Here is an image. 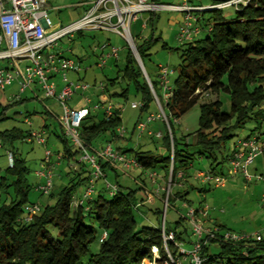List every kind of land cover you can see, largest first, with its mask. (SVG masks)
I'll use <instances>...</instances> for the list:
<instances>
[{
  "label": "trees",
  "instance_id": "trees-1",
  "mask_svg": "<svg viewBox=\"0 0 264 264\" xmlns=\"http://www.w3.org/2000/svg\"><path fill=\"white\" fill-rule=\"evenodd\" d=\"M220 1L223 0H212L211 4ZM207 11L212 12L211 23L206 27L210 31H204L203 37L180 43L184 46L179 56L180 71L169 84L172 88L169 98L163 100L158 95L157 90L161 89L159 80L152 81L146 74L168 125L159 138L154 137L153 133L147 136L157 139L164 153L144 151L140 149L141 146L129 150L133 160L143 171L160 169L162 178L166 180L170 171V188L180 183L181 187L185 186L189 176L186 170L197 157L207 160V170L212 174H223L222 171L216 172V167L228 162L233 144L238 139L236 133L247 124L251 123L253 128L246 137L256 131L258 136L264 135V0H250L240 10H233L234 16L230 19L225 18L221 10ZM152 15L154 14L148 16L147 22L152 21ZM197 25L202 30L206 29L199 25V18ZM75 34L81 36L82 33L80 31ZM134 43L142 62L156 40L149 37ZM161 47L165 49L166 46L162 44ZM111 60L115 65L117 59ZM121 83H125L126 88H121L118 92L109 91V87ZM149 84L128 49L123 67L114 78L106 80L102 93L107 100H126L128 87H131L140 100V114L149 111L154 102ZM219 93L228 96V112L221 110L222 104L218 99L202 102L199 104L197 130L183 136L174 135L173 121L190 110L202 95L207 97L209 94ZM20 99L12 100L5 106L0 104V122L9 118L5 113L8 107L25 101ZM119 114L120 109L113 107L109 116L104 113L101 117L91 115L88 110L78 127L79 137L84 145L90 148L92 141L104 133L117 138L115 130L121 126ZM55 129L53 134L62 146L59 160L73 164L79 157V150L64 135L59 123ZM30 131L33 130L24 132L13 127L0 132V139L11 146L15 141H28ZM233 138L232 146L227 151L226 145ZM9 152L13 161L5 169V176L0 177V197L7 194L6 188L12 190L9 201L6 197L3 201L0 198V264H81L84 258H87L86 264H142L144 260L152 259V246L157 248L160 257L156 264H162L167 259L158 229L160 225L136 227L133 206L136 202L143 201L142 194L139 197L136 195L137 189L131 190L116 184V193L109 197L98 193L80 204H74V199L81 198L75 197L76 187L87 185L89 180L90 170L86 171L84 164L72 171L73 175L66 186L59 187L55 192L51 189L47 194L49 202L39 205L40 212L26 222L22 207L32 203L28 194L31 189L36 190L41 181L30 189L26 180L28 169L25 160L17 153ZM114 152L125 153L119 148ZM96 161L103 173L104 170L112 169L107 163H102L101 159L97 158ZM179 172L182 173V179L177 178ZM181 187L176 186L178 189L174 193L170 191L168 204L173 200L185 199L186 191L181 190ZM139 190L144 191L143 187ZM150 205L151 203L144 204L141 208H147L158 219L160 208H151ZM85 217H89L94 225L86 224ZM181 219L183 218H178L173 223L174 226L166 227L164 224L165 230L174 234L175 241L183 240L185 229L177 230ZM215 227L224 230L221 225ZM47 228L54 230V236ZM103 232L106 237L100 242ZM96 235H99L97 239ZM95 240L98 248L91 254L89 245ZM211 243L218 245L216 254L208 252V245ZM167 249L172 256L175 255L172 243H167ZM200 257L203 259L202 264H264V236L260 240L242 239L234 243L210 239L201 248Z\"/></svg>",
  "mask_w": 264,
  "mask_h": 264
},
{
  "label": "rangeland",
  "instance_id": "rangeland-1",
  "mask_svg": "<svg viewBox=\"0 0 264 264\" xmlns=\"http://www.w3.org/2000/svg\"><path fill=\"white\" fill-rule=\"evenodd\" d=\"M181 1L182 0H159L161 3L164 2L168 4H177ZM76 2H78V0H49L50 4L47 8V16L51 23H59L63 26L78 19L82 12L81 8H73L72 5ZM201 3L209 5L212 2L211 0H201ZM54 7H58L60 11L56 13V8ZM220 12L227 19L233 18L234 16V11L232 9H224ZM178 14L176 12L166 11L157 12L152 15V21L146 22L144 27L143 24L149 14H143L139 17L137 23H132L130 26L131 36L136 43H139L140 40L149 37L156 40V43L151 44L149 50L147 51V55L143 57V61H140L145 73L152 81H158L159 79L158 66L166 67L168 71L172 72L168 76L169 84L172 83L178 71H180L179 56L184 46L177 41V33L180 22L172 21ZM196 15L199 18L200 26L206 28L208 27L207 24L209 25L211 23L212 12L205 11L203 13H196ZM81 33V36L74 34L75 38H69L67 35L61 38L54 47L45 48V52H62V56L64 58L78 62L80 66L81 70L78 73L72 71H69V73L67 72V80L79 81L80 83L87 85V89L85 91L75 92L66 104L70 109H77L81 106H86L90 109V114L96 117H101L104 114V109L99 108L98 110H92L93 104L98 103L101 100L106 101L104 106L115 104L119 106L121 127L124 128L123 138H112L109 133L101 134L92 141L87 152L89 154H93V149L98 150L109 145L113 151L116 148H121L128 156H131L132 154L129 150L134 149L138 143L141 145V150L156 154L164 153V149L160 146L159 141H157V139H151L150 136H147V129H145L142 134H139L138 130L135 129L137 121L140 120L145 122L146 118L151 116L153 120L149 122L150 124H146V128L150 129L153 133L164 132L165 127L168 125L156 117L157 114H159V108L155 101L150 106L149 111L139 114L138 108H130L131 103H140L138 96L133 93L131 87H128V97L126 100L119 98L105 100L104 93L102 97L96 95L97 90L99 92V89L97 88L99 84L103 85L106 83L107 79L114 78L117 71L123 67L124 56L126 51L129 49L126 42L119 36L106 31L85 30L81 31ZM136 33L139 34V38L134 37V34ZM204 34V32L201 33L199 37H203ZM103 43H109L110 45L118 47L119 53L115 65L113 64V61L110 60L103 68H98L96 63L98 62V54L100 53L99 45ZM162 44H165V49L161 47ZM0 67H4V63L0 62ZM121 88H126L125 83L109 87V91L118 92ZM16 90L17 86L14 81L12 85L7 87L5 90H0L1 106L8 105L12 101L11 96L17 94ZM157 92L158 95L162 97L163 91L158 89ZM31 95L32 93L29 92V90L25 91L21 97H26L27 100H25L22 104L8 107L5 113L9 118L0 122V132L13 127L24 132H27L28 130L36 131L41 124L42 119L47 122V125H58L57 117L54 118L51 117V115L44 113V109H49L50 104L54 99L45 98L41 91L36 92V98H32ZM86 99H89L91 104L86 103ZM215 99H218L221 102V110L228 112L229 99L226 94H209L207 97L202 95L190 110H188L178 120L173 121L174 135L183 136L197 130L199 104ZM57 115H60V110L57 112ZM24 119H27L30 122V126L23 123ZM252 128L253 126L251 123L247 124L243 130L236 133L237 137H246ZM256 132H252V135H255ZM235 138H233L226 145L227 151L231 148ZM45 140L46 142L44 145H38L35 141H15L10 146L9 144H4L0 139V177L3 175L5 176L6 174L4 171L8 167L7 153L9 151H13L17 153L20 158L25 160V166L28 169L26 180L31 189L41 181L38 173L45 171L46 163L44 160V151L49 150L51 153L50 164L54 165L51 176V189L55 192L59 189V187L66 186L70 177H72L73 172L72 169L68 167L65 160L58 159L62 152V146L53 134L45 136ZM59 164L62 166L58 169L57 166ZM120 164L121 163L118 165ZM226 165L227 163L225 162L224 164L217 166L216 172L222 171L224 173L227 169ZM253 165H257L258 173H254L252 166H249L247 170L249 175L254 178V175H258L262 172V167L258 161L254 162ZM64 166L67 167V169H65ZM119 168L121 169L122 167L119 166ZM84 169H86V171L91 170L89 165L85 163ZM68 170L71 172L69 173ZM193 170H207V160L202 157L195 158L186 172L191 173ZM104 171L105 177L96 180L94 184L93 196L96 195L98 189L97 194L101 193L103 196L109 197V194L105 191L103 185L106 182L115 185L119 184L121 187L129 188L131 190L137 189L136 195L138 197L139 194L143 195L144 192H140L139 190V188H141L139 183L141 182H144V185H146L145 189L147 191L153 190V186L150 184L145 172L143 171L139 175H137L138 172L132 175V173L125 170L127 172L126 176L122 174L115 175L113 169H107ZM58 175H61V179H59ZM239 177L240 176H236L231 179H238ZM163 184L165 186L166 179H163ZM251 184L256 186L255 191L253 190L254 185ZM185 185L187 186L185 199L171 201L165 207V210L163 204L161 203L158 206L161 211V214L158 215V219L156 215L151 214L147 208H139V210L133 209L136 227L139 228L144 225L146 227H157L158 225H161L162 222L166 227L174 226L173 223L178 218H185L188 208L196 209L202 205H207L210 208L208 211L209 217L221 224L224 231H228L236 235L242 234L241 232H246V234L258 233L261 236H264V201L262 200V194H260V190H264V188L261 182L255 179H253L252 182H244V180H242L235 186V184L232 183V180L228 179L225 186L215 188L213 185L202 184L200 181L194 179L193 175H191L187 178ZM86 187L87 185L84 184L76 187L75 197L81 196ZM177 189L176 187H172L171 192L174 193ZM199 189L202 191L200 192ZM252 191L254 192L252 193ZM6 193L7 194L1 195L0 198L2 201L5 197L6 200L9 201V197L12 196L11 188H6ZM28 199L30 202L37 203L38 205H43L49 202V198L46 194H42L34 188L30 190ZM202 220L203 221L200 223L202 227H205V223L208 219L203 218ZM84 222L88 225H94L89 217H85ZM47 229L54 236V230L50 228ZM183 229H185V232L182 235L183 240L178 242L180 243L181 248L185 251H190L192 248L191 242L195 241V237L191 234V225L185 219L180 220V224L177 228V230L180 231ZM97 237H99V235H96V239ZM97 248L98 244L97 240H95L89 245V253H95ZM217 249V243H211L208 245L209 254H216L218 252ZM86 263L87 258L82 259L81 264ZM142 264H148V262H143Z\"/></svg>",
  "mask_w": 264,
  "mask_h": 264
},
{
  "label": "built area",
  "instance_id": "built-area-1",
  "mask_svg": "<svg viewBox=\"0 0 264 264\" xmlns=\"http://www.w3.org/2000/svg\"><path fill=\"white\" fill-rule=\"evenodd\" d=\"M193 1L201 0H182L177 4L161 3L154 0H81L78 5L83 7V11L78 19L63 26H53L47 16L48 0H0V62L4 63V67H0V90H5L14 81L17 86V94L11 97L13 101L19 100L21 94L25 91L38 87L45 98H53L57 102L60 109L57 121L64 135L80 152L78 160L70 166L72 171H76L84 163L91 168L87 187L80 199H74V204H80L82 201L90 199L96 180L105 177L96 161L97 158L110 162H119L123 169H129L131 166H137V164L135 161L127 160L124 155L114 152L109 145L96 151L95 154L87 152L89 148L81 141L78 127L82 119L86 117L85 115L88 114V108L70 109L66 104L75 92L87 89V85L79 81L67 80V72L78 73L81 70L80 66L78 62L64 58L62 52H45V48L54 47L61 38L67 35L72 38L75 33L80 31L93 30L113 33L126 42L129 50L140 64L142 74L149 84L135 49L136 44L130 33L131 23L139 20V17L143 14H149L150 16V14L160 11L179 13L182 18L178 28L177 41L178 43H183L193 41V38L198 36L202 30L197 25L198 17L196 13L224 9L238 11L250 2V0H223L203 6L194 5L192 4ZM205 31L209 32L210 28H206ZM99 50L98 62L96 63L98 68H103L110 59L118 58L119 48L109 43L99 45ZM158 68L159 86L163 91L162 98L166 100L172 93V88L168 81V76L172 72L168 71L166 67L158 66ZM55 76H58L62 83L58 91L52 80V77ZM103 87L104 85L100 84L97 88L103 89ZM149 87L159 108V114L156 117L167 124L158 99L151 89V85ZM101 107L104 109L105 115L109 116L111 114V105H103ZM139 107L140 103L130 104L132 109ZM152 120L151 116L147 117L145 122H138L135 129L138 130L139 134L142 133L146 128V124ZM24 123L30 125L27 119H24ZM115 134L123 138L124 128L121 126L116 128ZM148 134L152 133L149 132ZM153 136L159 138L161 133H153ZM27 140L35 141L38 145H44L46 142L44 131H30ZM263 153L264 135L238 138L233 144V150L226 165L227 169L223 174H212L209 170H198L194 172L193 178L202 184L213 185L216 188L225 186L228 179L240 176L244 182H251L255 179L261 182L264 187V170L258 175H254V178L249 175L247 170L255 159ZM44 155L46 168L45 171L38 173L41 182L37 185L36 190L47 195L52 188L51 176L54 165L50 164V151L45 150ZM7 159L8 166H11L13 160L10 152L7 153ZM146 175L149 182L155 184L158 178L157 173L148 170ZM177 178H183L181 172L177 173ZM103 185L109 195L115 194L118 189L117 185L108 182ZM174 185L181 187V183ZM170 187L169 171L165 186L161 190L158 188L153 191L144 189L143 201L136 202L133 209L139 210L142 205L152 203L160 190L164 194L161 197V202L165 210L168 205ZM262 200L264 201V192L262 193ZM209 209L207 205H202L196 209L188 208L185 218H183L191 225V234L195 237V241L191 242L192 248L190 251H185L181 248L180 243L174 240V234L165 230L163 222L158 226L162 247L167 258L162 261V264H202L203 259L200 257V251L210 239L231 243L242 241V239L260 240L261 235L258 233L236 235L228 231L219 230L215 226L211 228L202 227L200 222L207 217ZM22 210L25 214V221L29 222L32 217L40 212V206L32 202L25 204ZM105 237L106 233L103 232L99 241H103ZM167 243H172L174 246L176 251L174 256L169 253ZM151 253L152 259L150 261L147 260V262L148 264H156L160 257L155 246L151 247Z\"/></svg>",
  "mask_w": 264,
  "mask_h": 264
},
{
  "label": "crops",
  "instance_id": "crops-1",
  "mask_svg": "<svg viewBox=\"0 0 264 264\" xmlns=\"http://www.w3.org/2000/svg\"><path fill=\"white\" fill-rule=\"evenodd\" d=\"M81 0H78V2H76L75 4H73L72 6H73V8H81V12L83 11V7L82 6H79L78 5V3L80 2ZM211 2H212V0H211ZM49 0H48V7H49ZM192 4H194V5H203V6H206V4H202L201 3V1H193L192 2ZM54 8H56L55 9V11H56V13H58L60 10H59V8L58 7H54ZM148 18V17H147ZM146 18V19H147ZM181 18H182V15H180V14H178L177 15V17L174 19V20H172V21H175V22H180L181 21ZM146 19H145V21H146ZM138 21V20H137ZM137 21H135V22H133V24L134 23H137ZM147 22V21H146ZM145 22V23H146ZM132 24V23H131ZM57 25H60L59 23H56V24H53V26H57ZM146 24H143V27L145 26ZM131 26V25H130ZM205 30H201V32H200V34L201 33H203ZM200 34L198 35V36H196V37H194L193 39H197V38H199V36H200ZM75 36V35H74ZM73 36V37H74ZM72 37V38H73ZM134 37H139V34L138 33H136V34H134ZM75 38V37H74ZM111 60V59H110ZM109 60V61H110ZM108 62V61H107ZM52 80L54 81V83H55V85H56V90L58 91L59 89H60V87L62 86V83H61V81H60V78L58 77V76H55V77H53L52 78ZM103 85H105V84H103ZM99 89V88H98ZM3 91V90H2ZM102 91H103V89H99V92H98V90H97V92H96V95L97 96H100V97H102V95H103V93H102ZM29 92H31L32 93V98H36L37 96H36V92H40V90H39V88L38 87H33L31 90H29ZM111 92V91H110ZM25 93V92H24ZM15 95V94H14ZM22 95V94H21ZM13 96V95H12ZM11 96V97H12ZM104 99L106 100L107 98H106V96L104 95ZM20 100H27V98L25 97V98H22L21 97V99ZM86 103H88V104H91V101L89 100V99H86V101H85ZM106 101H103V100H101L100 102H98V103H95V104H93V106H92V110H98L99 108H102L101 106H103L104 105V103H105ZM99 105V107H97ZM113 108H118L119 106H117V105H111ZM58 104H57V102L55 101V99L53 100V102L50 104V108L49 109H44V113L45 114H47V115H51V117H57L58 115H57V112L60 110V109H58ZM83 107H86V106H81L80 108H83ZM86 108H88V107H86ZM77 109H79V108H77ZM88 110L90 111V109L88 108ZM91 112V111H90ZM140 121V120H139ZM150 124V123H149ZM148 124V125H149ZM147 129V134H148V132H151V133H153L152 131H150V129H148V128H146ZM40 130H42V131H44L47 135H51V134H53V132L55 131L56 132V129H55V126L53 125V124H48L47 125V122L44 120V119H42V122H41V124L39 125V127L37 128V130L36 131H40ZM157 131H159V130H157ZM156 131V132H157ZM45 134V136H47ZM54 135V134H53ZM255 135H259L257 132H256V134ZM137 146H141L140 144H136V147ZM120 150H121V152L123 151L121 148H119ZM98 150H100V149H98ZM98 150H94L93 149V151L95 152V151H98ZM122 155H124V157L127 159V160H130V161H134L133 160V157L132 156H128L126 153H123ZM256 161H258V163L259 164H261V171H263L264 170V153L262 154V155H260V156H258L256 159H255V161L254 162H256ZM73 162V161H72ZM102 163H107L108 164V166H110L114 171H115V174H122V175H124V176H126V171H129V173H132V175L133 174H136V172H138L137 173V175H139L140 173H142V169H140L138 166H131L129 169H120L119 168V166L120 167H122V165L120 164V165H118L119 164V162H110V161H106V160H102L101 161ZM254 162H253V164H254ZM71 164L72 163H67V165H68V167L70 168V166H71ZM251 165L252 166V169H253V171H254V173H258V171H257V165ZM62 165L61 164H59L57 167H58V169L61 167ZM65 167V166H64ZM64 167H63V169H64ZM62 169V170H63ZM65 169H67V167H65ZM117 170V171H116ZM126 170V171H125ZM69 171V170H68ZM148 171V170H147ZM147 171H143V172H145V174H146V172ZM195 171H198V170H193L191 173H188V177H190L191 175H193L194 174V172ZM260 171V172H261ZM118 172V173H117ZM156 173H157V175H158V178L156 179V181H155V184H151L152 186H153V190H155L156 188H158V189H160L161 190V188L164 186V184H163V178H162V172H161V170L159 169H156V171H155ZM104 175H105V173H104ZM59 176V179H61V175H58ZM147 176V175H146ZM230 180H232V183L233 184H235V186H236V184H238V182L239 181H242L243 179H242V177H239L238 179H230ZM234 181V182H233ZM252 182V181H251ZM140 184V186L141 187H143V189H145V186L146 185H144V182L142 183H139ZM226 185V184H225ZM251 185H254V184H251ZM176 187V186H175ZM186 188H187V186L185 185H183L182 187H181V190H185L186 191ZM255 188H256V186L254 185V188H253V190L255 191ZM264 188V187H263ZM152 190V191H153ZM159 190V194H158V196L156 197V198H154V200H153V202L151 203V205H150V207L152 208H155V207H158L162 202H161V197L163 196L162 195V192ZM254 191H252V193L254 192ZM261 192H260V194H262L263 192H264V190H260ZM97 192H98V189H97ZM97 192H96V194H97ZM141 209H143V208H141ZM183 218V217H182ZM208 220H207V222L205 223V227L206 228H211V227H214V226H216V225H221V224H219V223H217L216 222V220H214L213 218H210L209 217V215H207V217H206ZM203 221V220H202ZM241 233H246V232H241ZM144 262H147V260H145Z\"/></svg>",
  "mask_w": 264,
  "mask_h": 264
},
{
  "label": "water",
  "instance_id": "water-1",
  "mask_svg": "<svg viewBox=\"0 0 264 264\" xmlns=\"http://www.w3.org/2000/svg\"><path fill=\"white\" fill-rule=\"evenodd\" d=\"M138 65H139V67H140V64L138 63ZM140 69H141V67H140ZM145 78V77H144ZM146 79V78H145ZM147 81V80H146Z\"/></svg>",
  "mask_w": 264,
  "mask_h": 264
}]
</instances>
